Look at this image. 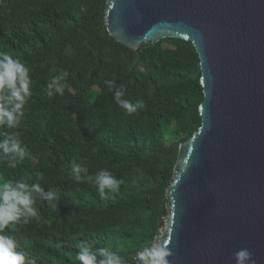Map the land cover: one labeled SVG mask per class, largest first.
Here are the masks:
<instances>
[{
  "label": "trees",
  "instance_id": "16d2710c",
  "mask_svg": "<svg viewBox=\"0 0 264 264\" xmlns=\"http://www.w3.org/2000/svg\"><path fill=\"white\" fill-rule=\"evenodd\" d=\"M104 3L0 0V264H135L163 225L200 125L197 54L124 47Z\"/></svg>",
  "mask_w": 264,
  "mask_h": 264
},
{
  "label": "water",
  "instance_id": "95a60500",
  "mask_svg": "<svg viewBox=\"0 0 264 264\" xmlns=\"http://www.w3.org/2000/svg\"><path fill=\"white\" fill-rule=\"evenodd\" d=\"M107 34L197 54L200 125L177 150L154 264H264V0H105Z\"/></svg>",
  "mask_w": 264,
  "mask_h": 264
},
{
  "label": "rangeland",
  "instance_id": "374dc122",
  "mask_svg": "<svg viewBox=\"0 0 264 264\" xmlns=\"http://www.w3.org/2000/svg\"><path fill=\"white\" fill-rule=\"evenodd\" d=\"M161 46H162V48L168 49V50H172L175 48V44L171 41H162ZM184 123H187L186 119L184 120ZM185 129H188V126H186ZM183 135H184L183 131H181L178 135H176L175 138L171 139L170 142L175 143L176 141H178V139H181L183 137ZM184 142H180L179 146ZM150 186H151V182L147 179L140 180V178H134V179H132V182H131V188H133L136 191L144 190ZM136 217H137V219L138 218L144 219L145 215H143L142 213H136Z\"/></svg>",
  "mask_w": 264,
  "mask_h": 264
},
{
  "label": "built area",
  "instance_id": "2783aa9c",
  "mask_svg": "<svg viewBox=\"0 0 264 264\" xmlns=\"http://www.w3.org/2000/svg\"><path fill=\"white\" fill-rule=\"evenodd\" d=\"M157 245H158V237L152 241L151 246L145 252L137 253L134 256L135 264H154Z\"/></svg>",
  "mask_w": 264,
  "mask_h": 264
},
{
  "label": "clouds",
  "instance_id": "9594fccd",
  "mask_svg": "<svg viewBox=\"0 0 264 264\" xmlns=\"http://www.w3.org/2000/svg\"><path fill=\"white\" fill-rule=\"evenodd\" d=\"M160 228H161V227H160ZM159 230H160V229H159ZM144 252H145V251H144ZM138 253H143V252H138ZM136 254H137V253H136ZM136 254H135V255H136ZM135 255H134V256H135ZM133 260H134V257H133Z\"/></svg>",
  "mask_w": 264,
  "mask_h": 264
}]
</instances>
